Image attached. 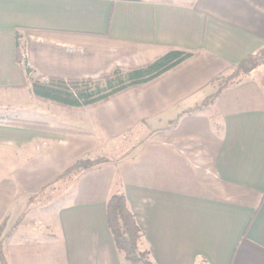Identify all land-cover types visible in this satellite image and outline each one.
<instances>
[{
  "label": "crops",
  "instance_id": "obj_1",
  "mask_svg": "<svg viewBox=\"0 0 264 264\" xmlns=\"http://www.w3.org/2000/svg\"><path fill=\"white\" fill-rule=\"evenodd\" d=\"M16 44L34 75L62 79L195 56L70 109L33 97ZM262 47L264 0H0V111L30 109L0 117L6 263L129 264L106 224L122 194L152 264H264V66L203 105L213 79Z\"/></svg>",
  "mask_w": 264,
  "mask_h": 264
},
{
  "label": "trees",
  "instance_id": "obj_2",
  "mask_svg": "<svg viewBox=\"0 0 264 264\" xmlns=\"http://www.w3.org/2000/svg\"><path fill=\"white\" fill-rule=\"evenodd\" d=\"M195 54L184 51H170L152 61L132 68H114L108 75L97 79H62L34 75L25 63L19 45L16 44V61L21 65L25 82L30 86L33 97L41 102L58 107L77 109L93 107L104 103L130 89L140 88L159 79L193 58ZM264 66V47L247 56L225 74L217 76L210 83L212 94L203 103L211 105L228 87L236 85L254 69ZM105 158L82 159L72 165L60 178L71 179L88 169L105 163ZM69 182V181H68ZM106 224L115 248L129 264H152L147 251H140L138 244L140 230L134 214L130 211L122 194L112 195L106 202ZM11 232L5 222L0 224V264H7L3 245Z\"/></svg>",
  "mask_w": 264,
  "mask_h": 264
},
{
  "label": "rangeland",
  "instance_id": "obj_3",
  "mask_svg": "<svg viewBox=\"0 0 264 264\" xmlns=\"http://www.w3.org/2000/svg\"><path fill=\"white\" fill-rule=\"evenodd\" d=\"M28 93L30 95V91ZM4 116H11V117H16V118H21V119L27 118L28 116H30V109L20 106L18 107V109H15L7 113L0 111V117H4ZM63 200L68 201L69 197L64 198ZM5 228L10 230L13 227L12 226L9 227L7 224H5Z\"/></svg>",
  "mask_w": 264,
  "mask_h": 264
}]
</instances>
